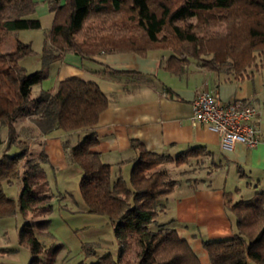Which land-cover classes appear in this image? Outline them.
<instances>
[{"label": "trees", "instance_id": "1", "mask_svg": "<svg viewBox=\"0 0 264 264\" xmlns=\"http://www.w3.org/2000/svg\"><path fill=\"white\" fill-rule=\"evenodd\" d=\"M35 11V0H0V127L7 130L0 154V218L16 213L24 217L19 238L31 252L30 264L57 263L65 246L56 243L49 230L56 195L43 168L48 158L43 151L33 155L17 125L28 121L29 138L33 133L41 138L55 131L85 132L75 146H65L67 161L81 171L84 209L108 220L119 249L116 257L99 256L95 244L84 243L73 264H200L172 223L158 222L166 207L164 199L178 183L159 167L184 164L206 148L173 157L133 140L136 157L129 181L122 175L113 179L112 166L92 151L99 143L94 128L109 106L101 88L78 78L36 95L33 88L48 79L51 67L68 52L92 59L108 53L164 51L169 56L163 68L169 73L182 74L196 62L227 81H243L252 70H264V0H65L63 5L54 0L41 68L32 73L23 65L26 57L36 54L30 43L18 41L15 50H5L1 44L8 35L42 29L41 21L33 18ZM192 20L198 23L193 25ZM15 181L22 183L17 199L6 193V186ZM228 208L237 233L231 239L203 242L212 264H247L253 252L262 256L263 263L264 193ZM42 234L52 240L49 247L40 240ZM129 253L135 254L133 260Z\"/></svg>", "mask_w": 264, "mask_h": 264}, {"label": "crops", "instance_id": "2", "mask_svg": "<svg viewBox=\"0 0 264 264\" xmlns=\"http://www.w3.org/2000/svg\"><path fill=\"white\" fill-rule=\"evenodd\" d=\"M35 1L33 18L39 19L42 27L41 19L46 18L45 25L51 29L54 16L50 3L54 0ZM57 1L61 5L65 3V0ZM9 36L13 39L11 44L20 41L34 47L37 56L26 57L23 65L29 72L40 70L38 51L43 42L37 45L23 32ZM168 56L164 51H150L146 55L122 52L82 59L68 52L62 62L51 67L48 79L34 88L38 94L41 89L54 88L70 78L101 88L109 99V106L94 128L99 143L92 151L103 163L112 166L113 179L122 175L129 181L132 160L136 157L131 145L133 140L143 143L149 151L173 157L195 147H205L204 165L200 170L197 168L194 177L177 179L174 191L164 199L166 207L158 222L172 223L200 264H212L203 242L231 239L237 233L236 219L228 205L264 193V144L255 149L241 144L232 150L222 149L217 134L203 125H192L193 102L203 91L215 90L224 104L255 103L260 111L258 124L264 134V70H252V76L243 81H227L224 76L191 62L184 73L172 74L163 68ZM85 135V132L67 135L55 131L39 138L40 151L48 158L43 168L56 195L55 206L65 223L60 229L69 236V248L64 250L69 255L80 253L84 243L103 245L105 236L113 231L105 217L74 206L70 192L63 187L73 181L78 185L81 179V171L68 164L65 146H75ZM55 241L60 243L58 237ZM261 260L262 256L253 252L247 264H264Z\"/></svg>", "mask_w": 264, "mask_h": 264}, {"label": "rangeland", "instance_id": "3", "mask_svg": "<svg viewBox=\"0 0 264 264\" xmlns=\"http://www.w3.org/2000/svg\"><path fill=\"white\" fill-rule=\"evenodd\" d=\"M41 20L44 21L43 23L44 25L42 29L38 31H23L24 36L31 37L30 39L34 41L37 45L38 43L39 45L42 44L44 40L43 37L48 30V26L45 25L46 18L43 17ZM191 23L193 25H196L198 21L192 20ZM186 31L189 33L191 31V28L190 27L186 28ZM11 41L13 42V39H11L9 35L5 37L2 41L1 48L5 50H10V49L15 50L16 48L15 45L17 44L18 41L14 42L15 45L13 43L12 45ZM162 42H165L164 39H162ZM41 51H42V48L38 51L39 54H41ZM33 93L34 95L37 94L36 88H34ZM17 126H18V131L20 132L22 138L29 141L30 151L33 153V155L36 156L37 153H39L41 150V146L39 145V141L41 139L36 137L38 134L33 133L32 134L33 137L29 138L27 131H28L30 124L25 119L21 120ZM6 139H7V130L0 127V154L2 153L6 145ZM204 154H201L196 158L188 159V161L184 163L185 165L167 163L159 168H162L163 170H165L168 173L169 177L176 181L177 179H180V177H183V176L184 177L186 176L194 177V175L197 174L195 173L198 171L197 168L199 169L200 167H202V165H204L202 162V159L204 158ZM79 184L76 185V182L73 181L70 185L67 184L66 186H63V187H65L64 189H67V191L70 192L71 203L74 206H79V208L83 209L85 208V206L80 196ZM244 186L246 187V185ZM63 187L61 188L63 189ZM21 189H22L21 181H15L11 186H6V193L9 197L13 199H17L20 194ZM55 189L57 190L56 186H55ZM59 199L62 200V197L59 196ZM56 209L57 207L55 206V210L50 216L51 223H50L49 230L55 237H58L60 243L65 245L66 248H69L67 247L69 244V241H68L69 236L67 235V233L61 232V229H60L62 224H65V223H64L63 218L61 217L60 211ZM24 222H25V219L20 213H16L15 215L0 218V264H30V261L32 259L31 252L26 246H22L20 244V238H19L20 230L23 227ZM84 232L86 231L84 230ZM39 238L41 241H43L46 244L47 247H49L52 244V240H49L47 237L44 236V234L40 235ZM115 242H116L115 235L113 231H111V233L107 237L105 236V240L102 241L103 245L101 244V242L95 244L96 247H98V248H95L97 251V254L99 256H102L106 253H111L114 257H116L118 254L119 246L116 247ZM73 254L74 255H69L65 252L61 253L58 256V260L56 264L75 263L77 260L75 256L79 255V253L74 252ZM77 258H79V256H77ZM128 258L133 260V258H135V254L129 253ZM91 260L95 261V258Z\"/></svg>", "mask_w": 264, "mask_h": 264}, {"label": "built area", "instance_id": "4", "mask_svg": "<svg viewBox=\"0 0 264 264\" xmlns=\"http://www.w3.org/2000/svg\"><path fill=\"white\" fill-rule=\"evenodd\" d=\"M260 111L252 102L224 104L218 92L206 90L193 102L192 125H203L220 138V147L232 150L237 144L255 149L264 144V134L258 124Z\"/></svg>", "mask_w": 264, "mask_h": 264}]
</instances>
